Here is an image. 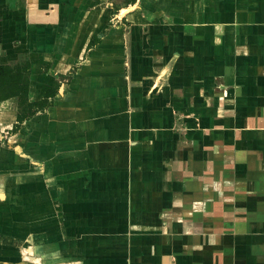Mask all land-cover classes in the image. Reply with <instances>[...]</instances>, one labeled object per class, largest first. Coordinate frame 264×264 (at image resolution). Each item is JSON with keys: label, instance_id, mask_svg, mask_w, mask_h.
<instances>
[{"label": "crops", "instance_id": "1", "mask_svg": "<svg viewBox=\"0 0 264 264\" xmlns=\"http://www.w3.org/2000/svg\"><path fill=\"white\" fill-rule=\"evenodd\" d=\"M2 65L0 264H264V0H0Z\"/></svg>", "mask_w": 264, "mask_h": 264}, {"label": "trees", "instance_id": "2", "mask_svg": "<svg viewBox=\"0 0 264 264\" xmlns=\"http://www.w3.org/2000/svg\"><path fill=\"white\" fill-rule=\"evenodd\" d=\"M0 93L2 94V98L6 99L9 96H17L22 94L24 99L22 98L21 104H28L31 108L36 106L37 103H30L26 100L28 94L27 84L23 81V70L18 67L11 66H0ZM34 112H31L33 114ZM20 120L22 118L20 117Z\"/></svg>", "mask_w": 264, "mask_h": 264}]
</instances>
